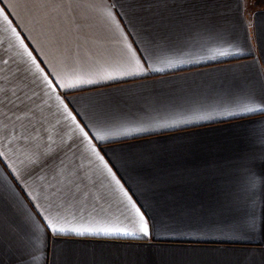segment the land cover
I'll return each mask as SVG.
<instances>
[{
	"label": "crops",
	"instance_id": "crops-1",
	"mask_svg": "<svg viewBox=\"0 0 264 264\" xmlns=\"http://www.w3.org/2000/svg\"><path fill=\"white\" fill-rule=\"evenodd\" d=\"M247 1L48 0L45 9L0 0L13 21L0 16V68L30 86L56 149L29 165L36 156L14 140L19 124L4 140L0 264H264V114L243 112L264 108L249 99L264 96V7ZM145 43L166 49L150 65L134 58ZM45 77L75 87L53 90ZM5 127L0 116V140ZM68 166L81 168L87 190L66 203ZM125 192L149 237L43 242L45 217L65 228L124 226Z\"/></svg>",
	"mask_w": 264,
	"mask_h": 264
},
{
	"label": "snow or ice",
	"instance_id": "snow-or-ice-1",
	"mask_svg": "<svg viewBox=\"0 0 264 264\" xmlns=\"http://www.w3.org/2000/svg\"><path fill=\"white\" fill-rule=\"evenodd\" d=\"M119 0H114V4L118 3ZM43 7L45 9L48 8V0H42ZM0 16L3 17L4 21L11 27L13 21L9 19V14H5V9L0 7ZM12 31L15 33L16 29L12 28ZM226 40L230 41L235 39V36H227ZM247 33L245 32V42H247ZM21 47H24L23 42H21ZM131 47V46H130ZM26 50V49H25ZM165 47L160 45H153L151 43H145V46L142 49H139L138 55H135L134 58L137 59V62L142 59L143 64L150 65V62L156 59L159 55H161L165 51ZM31 56V53H28ZM123 55H127V53H123ZM221 55H228V53H221ZM35 62V61H34ZM4 65H8V61H3ZM151 68L149 67V69ZM143 72L144 69H141ZM11 68L3 69L0 68V110L6 108L8 112L12 113V116H8L7 112L0 111V116H3L5 122L11 121L12 129L9 130L7 127L3 130L4 139L0 140V165H4V157L5 152L3 151L4 140L8 139L9 131L15 132L16 126L19 124L21 128L24 129L21 136H15L14 140H19L23 145V149L31 152L34 156H36L35 160H29V165H34L38 163L42 158L49 159L54 158L53 153L56 152V149H53L51 144L44 139V136L41 135L47 132V128L45 126V121L47 117H45L39 110L38 105L34 99V96L30 93V86L25 83L24 80H21L19 76L15 73L11 75ZM109 79H114L116 77H108ZM49 87H52L55 90L57 87L59 88H72L75 87L72 84H63L60 82H56L53 84L52 80H49L45 77ZM59 99V97H57ZM250 102H258L260 104H264V96H250ZM243 112L245 113H254L261 112L264 114V108H252V107H243ZM23 114V115H21ZM30 114V115H29ZM71 115V114H70ZM232 115V113H229ZM76 117H72L75 120ZM198 119L204 120L208 119L206 116H200ZM159 127H168V125H159ZM80 132L83 137L87 138L89 133L84 130V128L80 129ZM59 134V133H58ZM39 136V139H37ZM95 139L103 140L104 136H95ZM48 139H51L50 137ZM25 141H27L25 143ZM53 143H55L53 141ZM91 143V140H90ZM78 147V145H77ZM60 151H64L63 148L57 146ZM71 149V145L68 146ZM13 150H16L15 148ZM92 151L96 153V149L93 148ZM58 154V153H57ZM98 159L102 162L104 160L103 156H100L99 153H96ZM63 163V161H61ZM7 167V165H4ZM104 167L108 169V174L111 175L113 180H116V176L112 173V169L108 167L107 164H104ZM69 175L67 177V184L64 189H62L63 199L67 203L69 201H77L80 199L84 192L87 190L86 186L82 190L81 185L84 184V176L80 175L81 168L76 167L75 171H73L72 166H68ZM31 174V171L28 172ZM116 183L119 185L120 181L116 180ZM125 196H128V193H124ZM128 203L131 204V209L127 211L121 210L120 206H116V210L120 212V216L123 218L121 220V224L124 226H112V227H83V228H65V227H57L56 223L53 220L48 218H44V236L43 242L46 244L49 236L53 239L59 236L67 235L68 233L75 234L76 236H83L85 234L89 235H97L103 234L105 236H125L132 237L137 235H142L144 237H149L151 234V226L146 218L145 214L141 211L140 207H137L135 203L132 202V197L128 196ZM126 207V206H125ZM111 208V206H110ZM251 224H249V227ZM129 228L133 230H129ZM34 244H37L41 241V237L38 234H35Z\"/></svg>",
	"mask_w": 264,
	"mask_h": 264
},
{
	"label": "rangeland",
	"instance_id": "rangeland-1",
	"mask_svg": "<svg viewBox=\"0 0 264 264\" xmlns=\"http://www.w3.org/2000/svg\"><path fill=\"white\" fill-rule=\"evenodd\" d=\"M247 6L248 7L251 6L250 8H254V7H258V8L264 7V1H254V3H253L251 0H249V1H247Z\"/></svg>",
	"mask_w": 264,
	"mask_h": 264
}]
</instances>
